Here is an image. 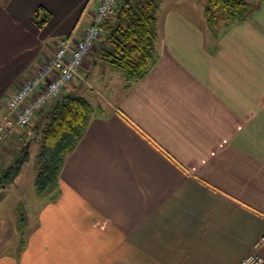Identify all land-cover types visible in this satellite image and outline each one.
Masks as SVG:
<instances>
[{
	"label": "crops",
	"instance_id": "crops-1",
	"mask_svg": "<svg viewBox=\"0 0 264 264\" xmlns=\"http://www.w3.org/2000/svg\"><path fill=\"white\" fill-rule=\"evenodd\" d=\"M97 1L0 0L1 105ZM247 1L257 9L217 32L206 0L156 1L157 62L130 86L103 75L113 98L89 100L57 188L37 194L24 162L0 185V264H239L264 232V0ZM99 41L57 99L82 93L97 57L113 72ZM52 103L0 156L39 141Z\"/></svg>",
	"mask_w": 264,
	"mask_h": 264
},
{
	"label": "trees",
	"instance_id": "trees-1",
	"mask_svg": "<svg viewBox=\"0 0 264 264\" xmlns=\"http://www.w3.org/2000/svg\"><path fill=\"white\" fill-rule=\"evenodd\" d=\"M157 0H133L121 4L112 20L101 26V58L122 72L127 85L141 79L157 62L155 47ZM258 7L247 0H206L204 14L210 29L246 19ZM97 41V42H98ZM93 107L81 94L66 93L55 100L39 132V151L34 162V188L43 195L58 186V174L70 150L81 139ZM23 160L7 166L0 185L10 182Z\"/></svg>",
	"mask_w": 264,
	"mask_h": 264
},
{
	"label": "built area",
	"instance_id": "built-area-1",
	"mask_svg": "<svg viewBox=\"0 0 264 264\" xmlns=\"http://www.w3.org/2000/svg\"><path fill=\"white\" fill-rule=\"evenodd\" d=\"M124 0H98L90 23L80 36L59 37L54 50L36 65L30 75L0 104V144L15 126L32 124L35 116L54 102L73 82L101 36L102 24L109 20ZM239 264H264V232L245 253Z\"/></svg>",
	"mask_w": 264,
	"mask_h": 264
},
{
	"label": "rangeland",
	"instance_id": "rangeland-1",
	"mask_svg": "<svg viewBox=\"0 0 264 264\" xmlns=\"http://www.w3.org/2000/svg\"><path fill=\"white\" fill-rule=\"evenodd\" d=\"M194 3V1H192ZM98 47V46H97ZM100 48V46H99ZM97 62H100L99 57H97ZM99 63L94 67V72L92 75H95V78H92L91 76L89 77V80L84 84L82 93L85 98L90 100L92 102V105L96 106L98 99H101L102 96L105 97L108 96V98H113L112 96V91L109 90V93H107L108 89H113L115 87L109 85L110 87L108 89L105 88L102 79L103 75L105 74L108 76L110 74L112 80L114 79L118 80V77L120 76V73H122L120 70H113L112 73H109V68H106L104 65H99ZM82 66V65H81ZM122 75V74H121ZM101 76V80L99 79ZM123 76V75H122ZM74 81V80H73ZM112 81V82H113ZM111 83V82H110ZM72 84V83H71ZM116 86V85H115ZM119 86V84H118ZM116 86V87H118ZM130 86V85H128ZM119 88V87H118ZM4 139V138H3ZM39 141H31L30 138L27 136L19 138L18 141H14V143L9 144L7 152L3 153L0 156V176L2 175V172H4L7 169L8 164H14L15 161L21 159L23 160V168L22 171L25 172H30L31 170L29 169L32 164L35 161V156L36 153L39 150ZM0 191H2L0 189ZM1 193V192H0ZM6 196L5 198H7ZM11 200V198H10ZM4 200L1 201V205L3 204Z\"/></svg>",
	"mask_w": 264,
	"mask_h": 264
}]
</instances>
